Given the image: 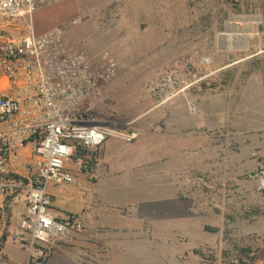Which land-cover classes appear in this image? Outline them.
<instances>
[{
  "label": "rangeland",
  "instance_id": "1",
  "mask_svg": "<svg viewBox=\"0 0 264 264\" xmlns=\"http://www.w3.org/2000/svg\"><path fill=\"white\" fill-rule=\"evenodd\" d=\"M141 4L143 0H64L36 12L33 26L37 34L62 27L69 46L107 58L128 51L121 46L124 38H138L137 46L143 34L163 31L171 38L165 45L174 48L173 62L164 70L186 60L209 64L217 36L227 35L223 46L237 48L232 67L201 76L199 129L189 139L184 179L197 216L183 231L194 248L189 264H264V0H174L163 11L165 19ZM148 12L151 17H145ZM251 18L252 30L244 23ZM140 54L131 60L134 68L118 71L117 83L104 95L116 104L105 110L123 120L143 113L154 99L146 90L152 73H135L149 69L137 63ZM31 149L23 152L19 167L25 177ZM24 197L16 205L15 222L26 212Z\"/></svg>",
  "mask_w": 264,
  "mask_h": 264
},
{
  "label": "crops",
  "instance_id": "2",
  "mask_svg": "<svg viewBox=\"0 0 264 264\" xmlns=\"http://www.w3.org/2000/svg\"><path fill=\"white\" fill-rule=\"evenodd\" d=\"M173 1L143 0L140 6L146 11L155 10L154 17L165 19L167 13L163 11L171 9ZM219 36L209 64L194 60L201 76L208 71L222 72L233 65L232 54L237 48L228 45L234 49L222 50L228 47L223 46L227 36L223 41ZM136 39H122L121 46L128 51L117 50V56L108 58L117 63L120 74L136 66L131 60H139L140 53L142 58L137 63L149 69L135 73H152L148 80L173 62L170 61L174 48L165 45L171 38L163 31L143 34L137 46ZM134 48L139 50L136 54L131 52ZM90 56L95 64L108 57L93 53ZM116 80L104 84L101 93L84 105L94 123L110 132L102 145L87 154L93 162L92 170L84 172L73 167L74 184L49 186L52 209L61 215H79L86 227L58 241L44 264H189L194 248L189 246V235L183 229L197 215L184 179L190 162L189 139L196 138L199 129L202 83L163 106L150 99L143 113L123 120L111 109L105 110L108 104H114L104 95ZM19 197L7 200L6 211L0 214V264H25L30 256L11 237L19 223L14 221L19 212Z\"/></svg>",
  "mask_w": 264,
  "mask_h": 264
},
{
  "label": "built area",
  "instance_id": "3",
  "mask_svg": "<svg viewBox=\"0 0 264 264\" xmlns=\"http://www.w3.org/2000/svg\"><path fill=\"white\" fill-rule=\"evenodd\" d=\"M63 1L0 0V214L7 200L25 195L26 212L11 235L30 253L25 264H44L58 241L85 229L79 215L52 209L49 186L74 184L73 167L91 171L87 154L110 135L84 105L115 78L117 63L107 58L95 64L87 52L69 46L62 27L35 32L34 14ZM202 80L186 60L160 72L146 90L163 106ZM30 144L25 177L19 167Z\"/></svg>",
  "mask_w": 264,
  "mask_h": 264
},
{
  "label": "bare ground",
  "instance_id": "4",
  "mask_svg": "<svg viewBox=\"0 0 264 264\" xmlns=\"http://www.w3.org/2000/svg\"><path fill=\"white\" fill-rule=\"evenodd\" d=\"M234 19H235V18H234ZM235 20H237V19H235ZM248 20H249V21H248L247 23H246V22H244V23L247 24L248 26H250V27H251V30H252V28H253L252 26H253V24H254L252 20H254V19L251 18V19H248ZM245 21H246V18H245ZM229 24H230V23H229ZM233 24H234V23H233ZM231 25H232V24H231ZM236 25H237V24H236ZM234 26H235V25H234ZM234 26H233V27H234ZM251 30H250V31H251ZM245 35H246V34H245ZM249 36L252 37V34H250ZM263 185H264V182H263Z\"/></svg>",
  "mask_w": 264,
  "mask_h": 264
},
{
  "label": "water",
  "instance_id": "5",
  "mask_svg": "<svg viewBox=\"0 0 264 264\" xmlns=\"http://www.w3.org/2000/svg\"><path fill=\"white\" fill-rule=\"evenodd\" d=\"M226 32H228V30H226ZM227 35L226 34H221L220 36H219V39H220V41L222 40H224V38L226 37ZM231 49H234L233 47H223L222 48V50H231Z\"/></svg>",
  "mask_w": 264,
  "mask_h": 264
},
{
  "label": "trees",
  "instance_id": "6",
  "mask_svg": "<svg viewBox=\"0 0 264 264\" xmlns=\"http://www.w3.org/2000/svg\"><path fill=\"white\" fill-rule=\"evenodd\" d=\"M2 210V208H0V211Z\"/></svg>",
  "mask_w": 264,
  "mask_h": 264
}]
</instances>
